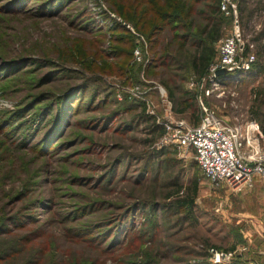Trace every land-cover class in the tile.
<instances>
[{"label": "rangeland", "instance_id": "obj_1", "mask_svg": "<svg viewBox=\"0 0 264 264\" xmlns=\"http://www.w3.org/2000/svg\"><path fill=\"white\" fill-rule=\"evenodd\" d=\"M231 1L256 60L211 75L233 30L214 0H0V264L259 259L264 186L216 185L164 143L202 105L232 124L260 102L264 127V0Z\"/></svg>", "mask_w": 264, "mask_h": 264}, {"label": "built area", "instance_id": "obj_2", "mask_svg": "<svg viewBox=\"0 0 264 264\" xmlns=\"http://www.w3.org/2000/svg\"><path fill=\"white\" fill-rule=\"evenodd\" d=\"M220 8L233 18V30L231 35L220 41L217 59L210 68L211 75L218 70L225 71L222 75L246 72L256 57L244 51L236 4L231 0H221ZM166 128L164 143L190 147L202 174L216 185L237 190L243 186L251 187L258 180L264 186V127L256 119L231 124L202 105L197 125L179 121L174 127L167 125ZM209 251L214 264L224 263L234 255L215 248ZM250 264H264V252L259 260Z\"/></svg>", "mask_w": 264, "mask_h": 264}, {"label": "trees", "instance_id": "obj_3", "mask_svg": "<svg viewBox=\"0 0 264 264\" xmlns=\"http://www.w3.org/2000/svg\"><path fill=\"white\" fill-rule=\"evenodd\" d=\"M220 1L221 0H214V4L213 5H210V7H216V8L218 7V9H219V3H220ZM239 9H240V13H242L244 11V8L242 9V7L240 5H239ZM255 10H257V8L255 9V7H254V9H252V11L251 10L250 11L252 13ZM216 29H217L216 30V35L214 37L215 39L218 38V35H219L218 34L219 33L218 27ZM257 40L262 42V45L259 47V51L261 53H263V55H264V27H263L262 31H260L259 36L257 37ZM244 51H245V53L249 52V48H248V45L247 44H246V47H245V50ZM199 58H203V60H204V57H202V54L198 55L197 58L195 57L194 60H192V67H193V69H195L198 72L199 75H201V74L204 73V69L206 68V64H205V61H202L201 63H198ZM261 68H259V66H258L259 71H261ZM236 73H239V72H235V74ZM184 108H185V106H184ZM255 110H257V112H255L253 114V116L255 118H257V121L263 126V124L259 120V118L261 117V113H260L261 103L260 102H257V106H256V109ZM199 121H200V116H198L196 123H194V124L192 123L191 125H197L199 123ZM156 127L157 126H152L151 128H153V131H157L158 129ZM162 132L164 133V129L163 128H162ZM178 189H177V192H178ZM196 193H197V180L194 181V184L192 185V187H189L188 188L187 196L184 199L178 201L179 202L178 205H180L183 208H186L187 207L188 209H190L191 205L193 204V199H194Z\"/></svg>", "mask_w": 264, "mask_h": 264}, {"label": "water", "instance_id": "obj_4", "mask_svg": "<svg viewBox=\"0 0 264 264\" xmlns=\"http://www.w3.org/2000/svg\"><path fill=\"white\" fill-rule=\"evenodd\" d=\"M225 73V71L224 70H218L217 72H216V74H224Z\"/></svg>", "mask_w": 264, "mask_h": 264}, {"label": "crops", "instance_id": "obj_5", "mask_svg": "<svg viewBox=\"0 0 264 264\" xmlns=\"http://www.w3.org/2000/svg\"><path fill=\"white\" fill-rule=\"evenodd\" d=\"M260 258H261V256L259 257V259H260ZM259 259H258V260H259Z\"/></svg>", "mask_w": 264, "mask_h": 264}, {"label": "bare ground", "instance_id": "obj_6", "mask_svg": "<svg viewBox=\"0 0 264 264\" xmlns=\"http://www.w3.org/2000/svg\"><path fill=\"white\" fill-rule=\"evenodd\" d=\"M229 76V75H228Z\"/></svg>", "mask_w": 264, "mask_h": 264}]
</instances>
